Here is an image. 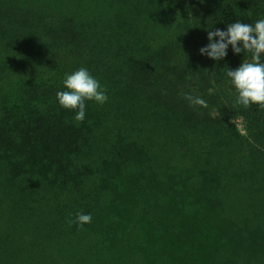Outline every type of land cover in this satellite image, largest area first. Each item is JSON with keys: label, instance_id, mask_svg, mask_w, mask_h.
I'll return each mask as SVG.
<instances>
[{"label": "trees", "instance_id": "obj_1", "mask_svg": "<svg viewBox=\"0 0 264 264\" xmlns=\"http://www.w3.org/2000/svg\"><path fill=\"white\" fill-rule=\"evenodd\" d=\"M258 18L264 0H0V264H264V109L226 76L251 54H199ZM80 67L108 95L83 122L56 100Z\"/></svg>", "mask_w": 264, "mask_h": 264}, {"label": "clouds", "instance_id": "obj_2", "mask_svg": "<svg viewBox=\"0 0 264 264\" xmlns=\"http://www.w3.org/2000/svg\"><path fill=\"white\" fill-rule=\"evenodd\" d=\"M212 29L207 30L208 43L199 49V54L219 62L228 55L229 47L236 55L250 53V62H242L235 70L228 69L226 76L236 93L235 104L264 109V18H258L254 24L237 20L226 24V29ZM62 89L57 91L56 100L61 108L75 113L73 119L77 122L85 120L87 102L103 105L108 101L106 88L85 67L66 73ZM184 99L190 106L207 107L198 96L184 94ZM91 221V213L81 212L74 222L82 227Z\"/></svg>", "mask_w": 264, "mask_h": 264}, {"label": "rangeland", "instance_id": "obj_3", "mask_svg": "<svg viewBox=\"0 0 264 264\" xmlns=\"http://www.w3.org/2000/svg\"><path fill=\"white\" fill-rule=\"evenodd\" d=\"M230 122L233 123L241 133H245L244 123L239 116H232Z\"/></svg>", "mask_w": 264, "mask_h": 264}]
</instances>
